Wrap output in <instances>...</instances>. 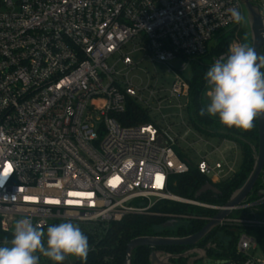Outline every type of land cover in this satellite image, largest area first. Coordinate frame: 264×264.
I'll return each mask as SVG.
<instances>
[{"label": "built area", "instance_id": "built-area-1", "mask_svg": "<svg viewBox=\"0 0 264 264\" xmlns=\"http://www.w3.org/2000/svg\"><path fill=\"white\" fill-rule=\"evenodd\" d=\"M233 7L246 12L240 0H0L1 231L12 234L24 217L45 232L63 222L107 227L146 215L159 201L222 209L168 192L170 177L189 168L175 148L188 133L199 135L184 121V133L165 118L157 122L149 111L150 102L159 108L173 99L181 113L189 61L223 31L234 32L228 48L240 43L243 26L231 19ZM134 55L183 64L169 67V83L136 88L124 74L136 66ZM130 100L148 112V123L121 125ZM218 154L195 166L215 188L237 172L222 165L230 151ZM249 195L223 220L236 236L226 264H264L259 236L243 230L264 229V188Z\"/></svg>", "mask_w": 264, "mask_h": 264}, {"label": "trees", "instance_id": "trees-1", "mask_svg": "<svg viewBox=\"0 0 264 264\" xmlns=\"http://www.w3.org/2000/svg\"><path fill=\"white\" fill-rule=\"evenodd\" d=\"M233 37V31L219 33L214 43L209 45L205 55L189 61L190 77L186 79L189 92L185 112L187 126L200 137L217 138L235 143L242 153L241 165L231 178L216 185L220 193L219 196H214L208 192L195 198L198 190L209 181L197 171L195 166L188 162L187 173L170 177L168 192L175 197L223 206L232 194L244 184L252 170L254 162L252 147L257 148V119L254 121L252 129L241 130L222 125L218 117H211L207 114L204 116L199 115L200 109L206 107L204 99L208 86L205 74L211 67L214 58L227 54L228 43ZM236 37L240 43H246L251 47L246 29H240ZM148 122V112L130 100L125 114L121 118V125L138 126ZM179 158L185 160L182 154H179ZM260 188H264V168L252 192H257ZM214 215L215 212L211 210H204L173 201H159L150 208L149 213L146 215H126L119 222H112L107 227L81 226L87 228L83 233L88 237L90 251L86 260L78 258L73 264H123L126 245L132 239L138 237H189L199 232ZM169 221H172V226L163 228V225ZM243 230L249 234L259 236V245L264 253V229L245 228ZM218 231L226 236L234 234L227 227H219L213 230L208 238ZM235 237L217 257L229 260L234 256ZM11 238V233H4L0 229V240L7 239L10 241ZM184 249L185 247L158 248V250L169 253H181ZM150 253L151 249L148 247L137 248L132 253L131 264H149ZM39 264H68V259L66 258L63 262H55L41 256Z\"/></svg>", "mask_w": 264, "mask_h": 264}, {"label": "clouds", "instance_id": "clouds-1", "mask_svg": "<svg viewBox=\"0 0 264 264\" xmlns=\"http://www.w3.org/2000/svg\"><path fill=\"white\" fill-rule=\"evenodd\" d=\"M228 12L233 22H245L238 8ZM228 53L205 74L210 102L199 115L218 117L229 128L250 130L257 117L264 115V56L258 57L246 43L232 45ZM89 251L88 237L78 225L63 222L45 232L31 217H24L15 221L11 240L0 246V264H39L41 256L55 262L69 256L86 260Z\"/></svg>", "mask_w": 264, "mask_h": 264}, {"label": "rangeland", "instance_id": "rangeland-1", "mask_svg": "<svg viewBox=\"0 0 264 264\" xmlns=\"http://www.w3.org/2000/svg\"><path fill=\"white\" fill-rule=\"evenodd\" d=\"M259 11L264 14V2L262 0H256ZM243 15L245 16V22L242 23L243 29L247 30L248 36L250 38L249 34V28L247 23V14L246 12H243ZM217 37V36H216ZM210 41L209 45H212L215 41V38ZM232 42L229 41L227 49H229V44ZM132 60L134 61L135 65L132 70L128 71L126 70L124 74L127 75V78L131 81L134 87L136 88H146L149 84L150 85H159L160 83H169L171 80V74L168 73L169 67H174L175 69H179L180 66L183 64V61L181 59H177L167 65H160V64H152L148 63L146 61H141L140 57L138 55H134L132 57ZM121 67L117 66V70L121 71ZM184 77L187 79L190 77V68L187 67V70L184 72ZM210 90V87H208L207 91ZM204 102L207 106V104L210 102L209 97L205 95ZM184 102L181 101L180 104H183ZM178 103L171 99L166 101L165 103H162L161 107L158 108V106L155 103L150 102V116L152 119H154L157 122H160L162 118H165L166 122L173 123L175 128L177 130H181V133H184L185 129L181 128L180 122L187 121V115L185 112V109L179 112V109H177ZM218 150H227L230 151L229 157L225 159V161L222 162L223 166L232 168L234 171H238L241 162H242V153L239 149V147L232 143V142H224L221 139L217 138H203L196 136L195 134H192V132L188 133L186 135V141L179 144L175 148V152L179 157V154H182L184 158L192 165L196 166V164L200 161L201 158L204 156L209 157L212 161H215L218 159ZM255 195V192H251L249 197H252ZM80 229L85 231L86 227H81V225H78ZM235 237L233 234L229 235H222L219 231L216 232L213 236H211V239H214L217 244L220 245L221 253L225 248L227 247V244L232 241V239ZM236 240V237H235ZM68 264H73L78 257L75 256H69L67 257Z\"/></svg>", "mask_w": 264, "mask_h": 264}, {"label": "water", "instance_id": "water-1", "mask_svg": "<svg viewBox=\"0 0 264 264\" xmlns=\"http://www.w3.org/2000/svg\"><path fill=\"white\" fill-rule=\"evenodd\" d=\"M247 14V23L250 34L251 47L260 57V47L263 43L262 38V20L259 9L252 4L250 0H240ZM253 151V167L244 184L235 191L229 200L223 205V208L207 221L202 229L194 235L185 238H168V237H138L128 242L125 250V258L123 264H131L132 253L137 248L148 247L151 249L149 256V264H165L169 260L186 259L195 253L191 250L182 255H169L158 250L162 247H193L202 241L211 231L223 226V220L229 215L230 209L241 204L244 199L252 192L260 174L264 168V115L257 117V148L252 147ZM211 193L214 196H219L217 188L206 183L195 194V198L200 197L205 193ZM172 221L163 225V228H170Z\"/></svg>", "mask_w": 264, "mask_h": 264}, {"label": "flooded vegetation", "instance_id": "flooded-vegetation-1", "mask_svg": "<svg viewBox=\"0 0 264 264\" xmlns=\"http://www.w3.org/2000/svg\"><path fill=\"white\" fill-rule=\"evenodd\" d=\"M209 234L195 246L185 247L181 253H169L160 250L169 255H182L191 250H195V253L188 256L186 259L169 260L168 263L165 264H226V260L217 257V255L221 253L220 245L217 244L214 239L208 238Z\"/></svg>", "mask_w": 264, "mask_h": 264}, {"label": "snow or ice", "instance_id": "snow-or-ice-1", "mask_svg": "<svg viewBox=\"0 0 264 264\" xmlns=\"http://www.w3.org/2000/svg\"><path fill=\"white\" fill-rule=\"evenodd\" d=\"M10 172H11V166L9 165L8 167H6L5 169H4V172H3V177H5V178H7L8 177V175L10 174ZM117 181H113L112 183H113V186H115V183H116ZM72 195H80V194H77V193H73Z\"/></svg>", "mask_w": 264, "mask_h": 264}]
</instances>
